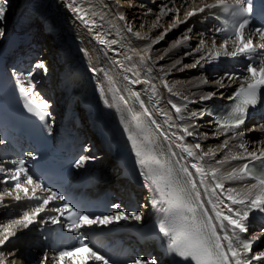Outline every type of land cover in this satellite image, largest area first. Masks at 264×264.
I'll return each instance as SVG.
<instances>
[{
    "label": "bare ground",
    "instance_id": "obj_1",
    "mask_svg": "<svg viewBox=\"0 0 264 264\" xmlns=\"http://www.w3.org/2000/svg\"><path fill=\"white\" fill-rule=\"evenodd\" d=\"M41 2L42 0H9L6 21L3 24L5 35L0 37V46L11 41L22 23L28 22L34 16L32 12L37 14V17L28 27L29 35H34L29 48L34 44L43 45V60L48 67V72L44 73L40 69L38 82L33 84L29 79L27 87L31 94L38 93L39 97L43 99L46 97L45 100L48 102L49 108L59 116L62 114V107L76 88L73 80L70 79L67 83L65 82L67 78L79 72L89 75L92 110L89 113L83 112V116L87 126V137L91 141L90 145L97 146L100 156L97 160L87 159L84 163V170H116L121 156L136 157L132 143L128 140L129 132L137 135L141 143L150 149H154L155 144L160 139L164 141L170 157L173 156V152L177 154L173 158L175 162L179 160L178 167L187 166L189 171L193 172V178L196 179L198 190L201 192V199L205 202V207L211 209V205L207 204L209 196L204 193L203 185L199 184L200 177L191 168V163L197 161L188 157L186 153H182L181 149L175 146L177 142L171 134L175 132L182 135L183 133L175 126L169 128V122L164 114L167 113L172 116V123L174 124L192 123L198 125L197 136L195 138L186 137L183 143L188 145L200 143L203 152H207L209 148L216 149L217 154L214 158L205 157L199 163L203 164L206 170L219 169L217 175L221 178L226 177L234 167L242 166L253 158L229 159L223 164L218 163V161L229 153L242 154L243 149L233 147L238 141H243L250 152L264 147V144L252 143V141L264 137V131L257 128L244 137L230 140L228 149H221L219 145L225 137L215 135L217 126L210 119L204 118L203 113L209 105L227 101L232 92L239 86V81L227 84L222 89L223 95L217 93L210 101H200V97L218 87L215 84H203L202 81L207 79L211 82L222 77L227 72L230 59L221 58L212 63L201 61L203 67L197 65L195 68L188 67L184 68L183 71L178 70L183 65L193 64L201 55L206 54V51H215L212 46L211 37L213 36L210 35V24L204 20L207 16V9L204 13H198L197 16L187 17L186 12L192 5V0H188L186 4H182L181 0H176L175 4L172 3V0H133L131 5L125 0H75L73 7L83 9L88 18L95 21V26H91L86 25L79 18V14L68 6L70 0H51L46 9L39 12L34 10ZM207 3H214V0H207ZM196 6L203 5H200L199 0H197ZM167 8L179 9L178 19L184 22L177 23L175 12L160 16V13L166 12ZM120 14L125 16L133 30L132 32L127 31L125 21L118 19ZM157 17H159L158 24L156 23ZM167 18L171 19L167 20ZM154 24H156L155 27H153ZM174 24L175 27H173ZM135 32H140L141 36H147L148 39L138 38L134 35ZM164 32H166L164 39L158 40V36ZM98 36L102 37L106 43H100L97 39ZM246 36L251 35L246 32ZM185 37L191 39H185ZM112 40H116L117 43H108ZM201 40L205 41V49L194 51ZM221 43L222 40L216 37V46L219 47ZM231 44L232 41H229L230 50ZM144 48L150 49L152 57L147 65L141 64L139 57L134 54ZM129 56L132 57L131 60L128 59ZM177 61L180 63L178 64ZM147 67H151L152 71L148 72ZM137 71L140 73L139 78L141 80H150L151 84L156 86L155 94L149 84H132L129 80L123 79L124 76H128L130 80L136 79L133 73ZM162 80L167 81L169 87L172 88L171 92L163 86ZM135 92L140 94V100L144 102V106L151 113L150 116L144 113L139 101L132 95ZM121 96L127 103L120 99ZM193 101L196 102L193 103ZM173 104L181 107L182 112L180 114H177L172 108ZM192 112L202 114V119H190ZM134 113L140 117L139 128L137 121L133 119ZM181 116L184 119H181ZM152 121L156 123L153 124ZM162 133L167 134L169 139H164ZM201 150H195L197 155H201ZM157 153L160 155L159 152ZM181 157L183 158L181 159ZM181 176L184 178L182 174ZM253 182L248 179L243 181L224 180V185L225 188L236 187L240 189L242 185ZM207 183H212L210 176ZM117 184L123 190L134 189L142 192L145 196L143 211L141 212L142 221L129 219L119 223L126 225L142 224L161 213L152 205L150 189L141 173L132 181L117 180L115 184L108 186L115 189ZM25 186L29 188V191L34 187V185ZM106 186L104 185V187ZM9 192L11 195L6 194ZM217 193H220L219 189H217ZM15 195L14 189L3 185L0 180V197H2V201H0V226L21 218L26 211L30 210L20 211L17 205H24L27 197H23V193H21L22 199L17 201L14 198ZM212 199L214 200L215 197ZM113 225L119 226L120 224ZM250 225V232L259 233L261 229H264V217L253 213L250 218ZM14 230L16 235L11 238L8 244L0 248V255L6 258L8 264H13V262L14 264H32L28 261V256L34 254L33 256L36 258H40L38 254L40 250L29 247L32 242L29 241L28 236L24 238L26 235H22L26 230L25 228H15ZM155 244L156 249L160 250L162 242L159 240ZM260 252H264V236L259 243H255L253 246V253ZM42 260L41 257L39 264ZM165 260L168 262V257H165ZM181 260L178 258L176 261L189 264V262ZM254 264H264V261H254Z\"/></svg>",
    "mask_w": 264,
    "mask_h": 264
},
{
    "label": "snow or ice",
    "instance_id": "obj_2",
    "mask_svg": "<svg viewBox=\"0 0 264 264\" xmlns=\"http://www.w3.org/2000/svg\"><path fill=\"white\" fill-rule=\"evenodd\" d=\"M125 2L131 5L133 0H125ZM187 2L188 0H181L182 4ZM8 3L9 0H0V37L5 35L3 24L6 21ZM74 3L75 0H70L68 6L79 14V18L86 25L95 26V21L89 19L83 9L73 7ZM172 3L175 4L176 0H172ZM199 4L203 6L197 7V0H192V5L189 6V10L186 12L187 17L197 16L198 13H204L206 9L209 12L213 9H221L230 14V19H226L215 29V32L222 35L224 39L217 47L216 37H211L215 51H206V54L201 55L193 64L183 65L178 70L183 71L184 68L188 67L195 68L197 65L203 67L201 61L212 63L219 61L221 58L233 59L240 57L247 61L240 70L239 75L235 72H226L217 80L210 82L204 79L202 81L203 84H215L218 87L200 97V101H210L217 93L222 96V89L227 84L239 81V86L229 96V99L233 102L213 121L217 126L215 135L225 137L219 147L228 149L230 140L244 137L257 128L264 130V124L260 123L252 127H245L246 121L250 117V109L256 108L264 100V51H259L264 50V27H250L255 16L254 0H232L230 3L227 0H214V3L211 4L207 3V0H199ZM262 11H264V8H262ZM171 12L176 13L177 23L184 22L178 19L179 9L176 8H167L166 12L162 11L160 13V16ZM118 19L125 21L128 32L133 31L123 14H120ZM156 23H159V17H157ZM155 26L156 24L153 25V27ZM175 26L174 24L173 27ZM246 32L258 36L260 41L258 45H254L251 36H246ZM134 35L141 39H148L147 36H141L140 32H135ZM165 35L166 32L161 33L158 40H163ZM97 39L102 44L106 43L102 37L98 36ZM185 39L191 38L185 37ZM229 40L232 41L231 50ZM108 43L116 44L117 41L112 40ZM202 49H205V41L203 40L199 42L194 51H201ZM134 54L139 57L141 64L147 65V62L152 59L149 48H144ZM128 59L131 60L132 57L129 56ZM177 63L179 64L180 61H177ZM35 67L41 69L44 73L48 72V67L43 61L37 63ZM146 70L148 72L152 71L151 67H147ZM133 75L136 76L134 80H130L128 76H124L123 79L129 80L132 84H149L152 92L156 93V86L152 85L150 80H141L138 71L134 72ZM28 76H31V73ZM16 83L19 85L20 92L26 97L25 109L41 120H45V117L50 115L45 111L49 108L48 102L39 97L38 93L30 94L23 86L19 76L16 77ZM162 84L169 92L172 91L166 80H162ZM116 91H119V89H116ZM132 95L139 101L144 113L150 116L151 113L144 106V102L140 100V94L135 92ZM120 99L124 100V97L121 96ZM124 102L127 103L126 100ZM195 102L193 101V103ZM172 108L175 109L177 114L182 112L181 107L175 104L172 105ZM164 115L169 122V128L175 126L183 133L179 135L173 132L171 135L177 142L175 146L180 148L182 153H186L188 157L197 161L191 163V168L200 177L199 184L203 185L204 193L209 196L207 204L211 205V209L205 207V202L201 199V192L198 190V183L193 178V172L189 171L187 166H181L177 170L174 166L169 165L167 160H162L154 149L146 148L137 135L129 132L128 140L131 141L135 155L138 158L141 175L150 189L151 203L159 212L165 214L158 219L156 236L161 239L162 243H166V250L169 254L179 257L183 261L189 262V264H254V261H264V252L253 253V246L264 236V229H261L259 233L250 232L252 214L257 213L264 217V163H261L259 167L244 163L242 166L234 167L226 177L221 178L217 175L219 169L206 170L203 164L199 163L205 157L214 158L217 154L216 149L209 148L207 152H203L200 143H194L193 145L183 143L186 137L195 138L197 136L196 129L198 125L192 123L174 124L172 123V116L167 113ZM180 118L184 119L183 116ZM133 119L137 121V127L139 128L141 124L140 117L134 113ZM190 119H202V114L192 112ZM152 123L155 124L156 122L152 121ZM157 128H159V125H157ZM126 131L128 130L126 129ZM162 135H164V139H169L167 134L162 133ZM149 143H151L150 140ZM252 143L264 144V137L252 141ZM233 147L243 149V153H229L218 163L223 164L229 159L241 160L249 157L264 161V147L250 152L243 141H238ZM195 150H201V155H197ZM29 155L32 154L29 153ZM172 155L176 156L177 154L173 152ZM32 158L35 159V155H32ZM86 159L89 158L81 157L75 167H81ZM12 163L19 165L9 177L10 180L15 182L14 191L16 195L14 198L17 201L21 200V193H23V197H27L29 200H38L40 203L26 211L21 218L0 226V248L8 244L11 238L16 235L15 228L27 229L33 224L51 222L53 225L66 226L68 232L76 233L78 241L77 246L61 250L57 256L53 257L52 264H63L65 258L74 260L79 258V264H89V259L100 262V264H110L108 258L85 243L87 234L81 232V229L93 226L106 227L118 224L122 220L132 219L139 222L143 219L139 213H125L119 204L111 205L112 208L121 209L113 215L91 216L82 213L72 204H64L49 209L48 206L52 201H63L65 197L56 191H52L50 187L45 188L42 181L33 180V177L24 166V160L12 161ZM176 164H179V160L176 161ZM5 171L3 167H0V173ZM181 174L184 177L183 179H181ZM22 176L24 177L23 183L21 182ZM209 176L212 180L211 184L207 183ZM245 179L254 182L244 184L240 189L236 187L225 188L224 180L243 181ZM4 182L7 183L8 181L5 180ZM25 185H35V187L32 188L30 193L29 188ZM37 189L48 192L49 195L43 198L39 197L36 195ZM217 189L220 190L219 194ZM6 194L11 195L10 192ZM212 197H215V199L213 200ZM0 201H2V197H0ZM45 211L56 212L59 215L43 219L41 214ZM61 217H63V220ZM81 253L86 255H81ZM0 264H8L6 258L2 255H0ZM41 264H49V258L45 256ZM112 264H115V262H112ZM130 264H158V261L155 258L147 260L137 258L132 260Z\"/></svg>",
    "mask_w": 264,
    "mask_h": 264
},
{
    "label": "rangeland",
    "instance_id": "obj_3",
    "mask_svg": "<svg viewBox=\"0 0 264 264\" xmlns=\"http://www.w3.org/2000/svg\"><path fill=\"white\" fill-rule=\"evenodd\" d=\"M168 19H171V18H167V20H168ZM167 22H168V21H167ZM166 24H167V23H166ZM37 251H38V250H37ZM38 253H39V251H38Z\"/></svg>",
    "mask_w": 264,
    "mask_h": 264
}]
</instances>
